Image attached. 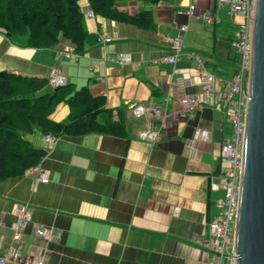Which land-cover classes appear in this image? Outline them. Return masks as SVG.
<instances>
[{
  "label": "crops",
  "instance_id": "0c3cea01",
  "mask_svg": "<svg viewBox=\"0 0 264 264\" xmlns=\"http://www.w3.org/2000/svg\"><path fill=\"white\" fill-rule=\"evenodd\" d=\"M195 4L196 16L216 9L217 0H120L121 12L153 13L154 26L143 30L99 16L88 17V0L79 1L87 33L85 50L76 57L74 45L63 38L50 48H25L0 31V71L48 78L57 72L65 84L88 87L92 96L106 98L114 120L123 113L126 138L104 134L62 136L47 146L35 128L26 139L47 151L39 165L23 176L0 182V248L13 247L16 208L32 210L25 225L20 251L23 256L44 253L49 264H209L211 255L196 239L209 238V223L220 213L214 203L221 195L210 190L218 175L221 144L231 131L218 106L201 105L191 117L170 127L150 145L140 133L154 124L153 103L178 112L180 103L172 85L201 95L198 56L206 65L227 66L230 48L224 40L236 30L226 9L219 25L176 15ZM188 24L183 52L175 64L168 36L177 33L174 22ZM111 41L104 43L102 39ZM229 46V45H228ZM129 62L119 66L110 59ZM211 71L209 68H207ZM212 72V71H211ZM142 111L141 115L138 112ZM70 107L59 104L51 115L67 122ZM208 134L193 142L196 132ZM42 172L47 183L38 180ZM39 227L55 229L57 240L36 239Z\"/></svg>",
  "mask_w": 264,
  "mask_h": 264
},
{
  "label": "trees",
  "instance_id": "16d2710c",
  "mask_svg": "<svg viewBox=\"0 0 264 264\" xmlns=\"http://www.w3.org/2000/svg\"><path fill=\"white\" fill-rule=\"evenodd\" d=\"M118 1L88 0L95 16L143 30L153 28L150 10L129 15L117 9ZM141 1L157 4L162 0ZM83 20L79 0H0V31L20 47L50 48L63 38L74 45L75 53L82 54L87 40ZM234 36L231 34L224 40L230 46L227 66L205 65L213 73L222 76L233 73L237 64L236 53L231 49ZM61 103L70 107L65 123L50 118ZM118 115L119 119L114 120V111L106 107V98L92 96L86 86L53 87L48 78L0 71V182L23 176L46 157V150L35 148L26 139L35 128L55 138L89 134L126 138L123 113L119 111Z\"/></svg>",
  "mask_w": 264,
  "mask_h": 264
},
{
  "label": "built area",
  "instance_id": "2783aa9c",
  "mask_svg": "<svg viewBox=\"0 0 264 264\" xmlns=\"http://www.w3.org/2000/svg\"><path fill=\"white\" fill-rule=\"evenodd\" d=\"M256 0H217L216 9L210 13L196 16L195 4L178 10L176 15H185L189 20H201L206 25H219L221 18L219 12L226 9L229 20L236 24V33L231 42V49L237 56L236 67L230 76L215 74L207 69L201 58L194 57L199 66L201 95H190L185 92V87L192 86V80H186L179 87L172 85L178 93L180 110L170 111L167 107L153 103L149 114L154 122L152 126L140 133V138L150 145L156 144L162 135L181 119L191 117L201 105L210 107L218 106L224 119L229 125L231 135L221 144V169L210 182V190L221 195L215 198L214 203L219 207L220 213L208 225L210 237L196 239L200 247L210 255L209 264H235V234L238 220L239 199L241 190V176L243 167V152L246 133V113L249 102V82L252 69V42H253V17ZM88 17L95 15L89 11ZM177 33L168 36L167 41L173 55L166 58L169 64H175L183 52L184 36L189 30L188 24L178 25L174 22ZM104 43L111 40L102 39ZM68 57H76L77 53H68ZM113 64L122 66L129 62L128 58L118 56L110 59ZM51 86L65 85L55 71L49 77ZM142 111L138 112L141 115ZM208 134L196 132L193 142L206 139ZM55 137L45 135L47 146H51ZM38 180L47 183L48 178L42 172ZM32 210L26 205L16 208V223L13 232V247L8 250L0 248V264H49L43 254L23 256L19 243L22 240L25 225L31 220ZM36 239L46 243L57 240L59 233L52 228L39 227L33 231Z\"/></svg>",
  "mask_w": 264,
  "mask_h": 264
},
{
  "label": "water",
  "instance_id": "95a60500",
  "mask_svg": "<svg viewBox=\"0 0 264 264\" xmlns=\"http://www.w3.org/2000/svg\"><path fill=\"white\" fill-rule=\"evenodd\" d=\"M249 97L235 264H264V0L254 10Z\"/></svg>",
  "mask_w": 264,
  "mask_h": 264
},
{
  "label": "rangeland",
  "instance_id": "374dc122",
  "mask_svg": "<svg viewBox=\"0 0 264 264\" xmlns=\"http://www.w3.org/2000/svg\"><path fill=\"white\" fill-rule=\"evenodd\" d=\"M79 1H82V0H79ZM207 26H208V25H207ZM208 28H210V29L212 30V28L210 27V25H209V27H208ZM232 31H233V33H235V32H236V30H235V29H233ZM226 47L230 48V46H228V45H226Z\"/></svg>",
  "mask_w": 264,
  "mask_h": 264
}]
</instances>
